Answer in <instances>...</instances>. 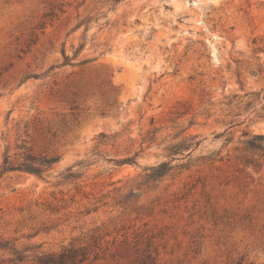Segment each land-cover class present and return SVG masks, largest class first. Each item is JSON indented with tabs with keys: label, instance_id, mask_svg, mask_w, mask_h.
<instances>
[{
	"label": "rangeland",
	"instance_id": "obj_1",
	"mask_svg": "<svg viewBox=\"0 0 264 264\" xmlns=\"http://www.w3.org/2000/svg\"><path fill=\"white\" fill-rule=\"evenodd\" d=\"M80 44L60 66L61 49ZM180 129L195 145L146 181ZM254 134L264 0H0V164L21 138L59 158L44 178L0 177V236L23 252L18 264L70 245L89 250L78 264H264ZM134 152L137 164L113 161ZM68 166L80 176L57 185Z\"/></svg>",
	"mask_w": 264,
	"mask_h": 264
},
{
	"label": "trees",
	"instance_id": "obj_2",
	"mask_svg": "<svg viewBox=\"0 0 264 264\" xmlns=\"http://www.w3.org/2000/svg\"><path fill=\"white\" fill-rule=\"evenodd\" d=\"M87 20L81 19L77 24L76 28L80 27L82 24H85ZM84 44H80L74 51L73 55L69 56L65 48L61 49V55L63 61L59 64L60 66L68 64L72 58L77 57L82 51ZM73 48V46H72ZM90 59L82 58L79 60L78 64H84L88 62ZM186 111H176L175 116L172 118V123H178V119H180ZM195 113L190 116L188 121V127L194 124ZM175 125V124H174ZM184 129H180L175 133L172 137L168 139V144L165 146L166 157L168 159L162 160L157 164L147 166L144 168L147 171L144 175L146 181H156L166 175L172 168L171 166V158H175V156H181L185 152L189 151L195 145V136L188 135L183 136L180 139L178 137L181 135ZM157 128H153L150 131H147L145 135H141V144L146 141H153L157 138ZM253 138L261 140L263 144L259 147L264 150V135L262 134H254ZM178 139V140H177ZM167 140V139H166ZM15 152L13 154L10 153V145H6L2 152V162L0 164V177L3 176L7 172H26L30 174H34L39 178H44L48 170L51 169L52 165L59 161V158L56 156H42L35 154L32 149L27 145V141L25 138H21L15 144ZM137 152L126 156L124 158H116L113 159L116 165L123 164H137ZM72 166H68L61 171L58 175L61 176V180L57 181V185L61 183H67L76 180L80 175L76 172H71ZM0 250L8 251L11 256H9V262L13 264L21 263L24 260L23 252L16 246L12 240L3 238L0 236ZM89 256V250L86 246H66L57 252H42L40 254H35L33 257L34 261L37 264H78L86 260ZM1 264V263H0Z\"/></svg>",
	"mask_w": 264,
	"mask_h": 264
}]
</instances>
